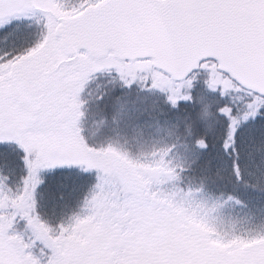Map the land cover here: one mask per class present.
<instances>
[{
	"label": "snow or ice",
	"instance_id": "snow-or-ice-1",
	"mask_svg": "<svg viewBox=\"0 0 264 264\" xmlns=\"http://www.w3.org/2000/svg\"><path fill=\"white\" fill-rule=\"evenodd\" d=\"M13 37L0 144L22 149L26 174L13 186L0 171V264H264V0H0V39ZM95 118L113 134L92 132ZM165 134L195 168L173 164L175 145L127 146ZM210 136L223 168L203 160ZM63 167L98 182L53 225L37 189ZM222 171V188L193 184ZM229 208L253 226L222 231Z\"/></svg>",
	"mask_w": 264,
	"mask_h": 264
},
{
	"label": "trees",
	"instance_id": "trees-1",
	"mask_svg": "<svg viewBox=\"0 0 264 264\" xmlns=\"http://www.w3.org/2000/svg\"><path fill=\"white\" fill-rule=\"evenodd\" d=\"M36 26L34 25L31 30H23L19 35H29L34 33ZM21 39L17 37L10 38L6 43L0 39V49H7L13 46H20ZM209 111H211L209 109ZM198 113L203 112V108L197 109ZM208 123L214 124L211 117H208ZM89 127L92 132L97 134L100 138L112 135V129L115 125L106 124L102 118H95L89 120ZM255 127V126H252ZM245 136L248 135V129H245ZM187 135V125L184 128V136ZM212 137H209L210 149L204 154L203 160H211L213 168H223L226 157L220 148L219 143L212 146ZM123 142V141H122ZM175 145V151L172 152V157L178 163V166L185 168H195L197 165L193 163L192 152L188 147V142L183 137L177 139L176 136H167L166 134L157 137L155 140L147 143L144 140L128 138L127 146L134 151L137 155L151 152L161 147H169ZM24 153L22 149L16 144H0V171L5 175L11 176V184L13 186L21 183L22 177L26 174L25 165L23 161ZM259 158L257 157V163ZM230 165V161L227 162ZM44 183L37 189V201L38 210L41 216L52 223L53 225L63 223L69 220L72 216L82 213L84 208V201L88 197L89 193L95 187L98 182V173L93 170L91 172H82L77 167H63L56 168L54 170H48L41 173ZM229 174L227 172H221L220 176L213 174L210 177H200L193 180L194 186L203 185L208 187L215 185L222 188L228 179ZM224 223L219 227L222 231L231 233L233 230L242 232L245 229L252 227L249 223L247 214L239 210H229L219 213ZM220 224V223H218ZM218 226V225H217ZM215 244L220 245L218 242ZM228 245H223L226 247Z\"/></svg>",
	"mask_w": 264,
	"mask_h": 264
},
{
	"label": "rangeland",
	"instance_id": "rangeland-1",
	"mask_svg": "<svg viewBox=\"0 0 264 264\" xmlns=\"http://www.w3.org/2000/svg\"><path fill=\"white\" fill-rule=\"evenodd\" d=\"M12 144H14V143H12ZM152 152V151H151ZM151 152H147V153H145V154H148V153H151ZM170 159L172 160V162H173V164L174 165H176V166H178V163L176 162V160L174 159V157H170ZM46 171H48V170H45V171H43V172H46ZM42 172V173H43ZM220 212H218L216 215L217 216H219V221H218V223H220V224H218V227H220L221 226V224H222V226L221 227H223V225H224V223L222 222V219H221V216H220V214H219ZM79 214H81V213H79ZM213 244H214V246H217V247H223V245H218V244H215L214 242H213ZM249 246H251V245H249ZM228 246H226V247H224V248H227Z\"/></svg>",
	"mask_w": 264,
	"mask_h": 264
}]
</instances>
